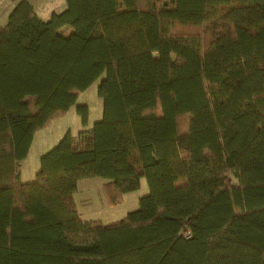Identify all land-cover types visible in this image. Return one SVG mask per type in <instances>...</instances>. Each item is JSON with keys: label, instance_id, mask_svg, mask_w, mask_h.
Masks as SVG:
<instances>
[{"label": "trees", "instance_id": "trees-1", "mask_svg": "<svg viewBox=\"0 0 264 264\" xmlns=\"http://www.w3.org/2000/svg\"><path fill=\"white\" fill-rule=\"evenodd\" d=\"M10 1L0 264H264V0H65L48 20ZM100 78L102 118L22 181L36 134ZM93 177L112 204L143 177L149 192L120 221L85 220Z\"/></svg>", "mask_w": 264, "mask_h": 264}, {"label": "rangeland", "instance_id": "rangeland-1", "mask_svg": "<svg viewBox=\"0 0 264 264\" xmlns=\"http://www.w3.org/2000/svg\"><path fill=\"white\" fill-rule=\"evenodd\" d=\"M28 1L33 4L35 11L44 20H48L53 12H60L66 7L65 0ZM13 4L10 0H0V20ZM67 30L66 33H69L71 28L68 27ZM101 79L95 81L85 91L80 92L77 104L69 111L63 113L36 134L29 155L20 166L22 181H31L35 178L36 172L40 168V155L55 146L66 133L70 132L76 136L83 129H91L94 122L102 118L103 99L98 95V85ZM83 104L88 105L89 108V120L86 125L83 124L77 109L78 105ZM104 182L105 179L101 177H93L84 179L79 183L75 198L83 219L103 224L120 221L130 211L137 209L140 198L149 192L147 180L143 177L139 189L123 194L116 204H112L107 199Z\"/></svg>", "mask_w": 264, "mask_h": 264}, {"label": "crops", "instance_id": "crops-1", "mask_svg": "<svg viewBox=\"0 0 264 264\" xmlns=\"http://www.w3.org/2000/svg\"><path fill=\"white\" fill-rule=\"evenodd\" d=\"M15 5H16V3H14V4L10 7L9 11H8V12L5 14V16L0 20V25H1V26H4V25L7 24L9 14H10V12L12 11V9L15 7ZM35 138H36V136H35ZM35 138H34V140H35ZM34 140H33L32 145L34 144ZM31 147H32V146H31ZM40 156H41V155H40ZM26 159H27V158H26ZM21 175H22V174H21Z\"/></svg>", "mask_w": 264, "mask_h": 264}, {"label": "built area", "instance_id": "built-area-1", "mask_svg": "<svg viewBox=\"0 0 264 264\" xmlns=\"http://www.w3.org/2000/svg\"><path fill=\"white\" fill-rule=\"evenodd\" d=\"M189 233V232H188Z\"/></svg>", "mask_w": 264, "mask_h": 264}]
</instances>
